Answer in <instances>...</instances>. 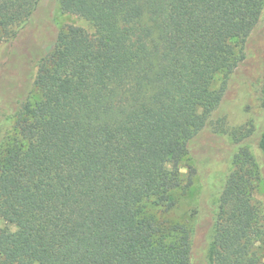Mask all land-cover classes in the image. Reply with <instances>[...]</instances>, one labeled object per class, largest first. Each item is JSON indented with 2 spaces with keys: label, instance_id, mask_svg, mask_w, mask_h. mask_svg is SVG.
<instances>
[{
  "label": "trees",
  "instance_id": "obj_1",
  "mask_svg": "<svg viewBox=\"0 0 264 264\" xmlns=\"http://www.w3.org/2000/svg\"><path fill=\"white\" fill-rule=\"evenodd\" d=\"M53 1L93 32L55 25L52 1L0 0V116L20 113L12 140L0 134V264H204L206 231L196 239L208 209L172 215L173 191L195 173L179 163L223 123L215 112L247 63L264 0ZM260 70L259 156L240 144L248 132L231 135L239 148L209 264H263L253 191L264 176V61ZM33 75L38 97L21 102Z\"/></svg>",
  "mask_w": 264,
  "mask_h": 264
},
{
  "label": "rangeland",
  "instance_id": "obj_2",
  "mask_svg": "<svg viewBox=\"0 0 264 264\" xmlns=\"http://www.w3.org/2000/svg\"><path fill=\"white\" fill-rule=\"evenodd\" d=\"M51 1L54 3L50 7L52 21L55 25L58 27L66 24L78 25L84 27L88 32H93V27L88 21L77 15L63 12L56 1L43 0L44 6L41 9L48 8ZM253 36L252 40L254 41L247 53V63L233 77L215 112L217 114H215L214 120L218 117L223 118V123L220 126L212 124L205 128L196 140L191 153L185 155L179 163L180 171L185 175V178L191 168L195 169V173L192 175L191 185L186 190L176 189L173 191L177 206L172 215L175 219L180 220L186 217L188 213L199 210L200 203H203L206 210L208 209L207 216L203 220V223L208 224V228L205 230L201 227L197 231L198 235L196 234V243L199 244L198 240L206 231L203 238L204 245L201 249L204 264H209L207 251L219 195L225 176L230 169L232 155L239 148V144L235 142L231 135L233 133L238 135L241 132H248V134L246 133L247 137L243 138L240 144L248 146L253 156H259L255 126L259 127L261 123V113L257 111V107L251 102V98L254 95L264 61V12ZM7 48V43L0 38V64L6 58ZM244 71H246V75H244ZM33 77L34 75L28 81V87L21 96V102L22 100L25 101L26 97H30L32 100L38 97ZM217 83H215V86ZM19 116V111L9 118L0 116V134L4 145L12 140L15 133V123ZM253 199L264 215V176L262 175L256 182ZM204 208H201V210L204 211ZM262 262L264 264V257Z\"/></svg>",
  "mask_w": 264,
  "mask_h": 264
}]
</instances>
